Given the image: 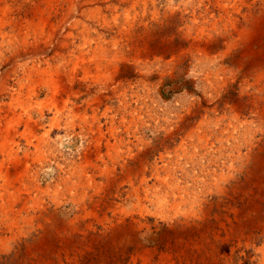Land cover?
<instances>
[{"label": "rangeland", "instance_id": "rangeland-1", "mask_svg": "<svg viewBox=\"0 0 264 264\" xmlns=\"http://www.w3.org/2000/svg\"><path fill=\"white\" fill-rule=\"evenodd\" d=\"M0 264H264V0H0Z\"/></svg>", "mask_w": 264, "mask_h": 264}, {"label": "bare ground", "instance_id": "bare-ground-1", "mask_svg": "<svg viewBox=\"0 0 264 264\" xmlns=\"http://www.w3.org/2000/svg\"><path fill=\"white\" fill-rule=\"evenodd\" d=\"M75 7V6H74ZM81 59V58H80ZM169 186V185H168ZM177 186V185H176ZM173 188V187H172ZM175 188H177V187H175ZM171 189V188H170ZM169 190V189H168Z\"/></svg>", "mask_w": 264, "mask_h": 264}]
</instances>
